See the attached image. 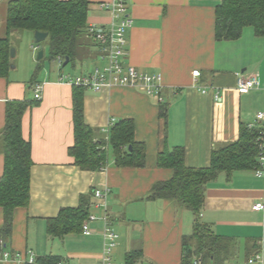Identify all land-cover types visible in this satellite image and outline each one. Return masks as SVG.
Masks as SVG:
<instances>
[{"label":"crops","instance_id":"obj_1","mask_svg":"<svg viewBox=\"0 0 264 264\" xmlns=\"http://www.w3.org/2000/svg\"><path fill=\"white\" fill-rule=\"evenodd\" d=\"M10 1L0 0V39H10L17 32L9 34L7 29ZM113 1L89 0L88 27L118 22L102 7ZM222 1L125 0L126 15L132 20L125 63L142 74L161 76L163 101L127 86H106L101 91L84 88L83 115L85 123L105 138L112 125L133 121L135 141L145 147L143 167H118L109 150L102 171H84L69 154L75 143L77 86L61 79L105 65L88 31L76 58L80 48L94 64L82 66L79 74L64 72L65 60L57 58V74L42 75L37 67L32 77L19 80L10 65L8 74L0 77V133L10 102L32 103L23 116L22 133L31 144L33 166L30 204L15 210L10 235L0 239V264H27L31 251L39 264L48 258L62 264H96L104 258L107 224L118 235L111 264H127V255L135 252L140 256L134 264H184L185 242L194 234L197 216L173 199L149 198L156 184L174 176L172 169L159 165L160 153L165 148H183L187 167L208 168L213 151L236 142L242 126L264 128V120H257L264 113V37L246 27L238 40H216V10ZM195 71L199 77H194ZM241 76L257 77L259 85L240 93ZM37 85L42 86L41 100L34 98ZM4 164L0 137V178ZM258 169L236 171L230 178L222 173L208 184L199 220L222 239V245L216 260L199 258L204 264H250L257 256L261 259L254 264H264V211L253 210L256 203H264V176L256 175ZM98 189L107 191L106 209L94 196ZM83 196L85 202L88 198L90 215L96 217L90 224L92 234L85 236L80 228L53 236L51 221L63 209L78 208ZM4 224L0 208V231ZM16 255L24 260H15Z\"/></svg>","mask_w":264,"mask_h":264},{"label":"trees","instance_id":"obj_2","mask_svg":"<svg viewBox=\"0 0 264 264\" xmlns=\"http://www.w3.org/2000/svg\"><path fill=\"white\" fill-rule=\"evenodd\" d=\"M89 0H11L8 5L7 29L48 33L50 58H76L80 40L88 29ZM252 27L256 36L264 37V0H223L216 10L215 37L218 41H234L241 38L243 30ZM95 46V45H94ZM10 39H0V77L10 70ZM40 71V67L37 72ZM83 87L74 89L75 143L69 149L75 166L84 171H102L108 164L112 150L118 167H143L145 147L135 141V127L131 120H122L110 128L108 136H100L89 127L83 115ZM32 103L12 101L7 105L6 122L0 133L5 156L4 172L0 178V208L4 211V227L0 239L10 235L14 212L28 207L31 201V144L22 133V119ZM264 144V128L242 126L239 139L213 151L208 168H189L185 164V150L165 148L159 155V165L173 170L168 182L156 184L150 199H173L193 212L197 218L194 234L185 242L184 264H192L195 258L206 261L217 259L222 239L211 234L201 223L199 216L206 198L209 183L226 173L230 178L236 171H254ZM131 147V149H130ZM75 209H63L51 221L49 232L53 236L76 232L90 216V207L84 201ZM194 241V245L189 244ZM226 249V248H225ZM140 253L127 255V264H134ZM41 264H58L56 258L41 259Z\"/></svg>","mask_w":264,"mask_h":264},{"label":"built area","instance_id":"obj_3","mask_svg":"<svg viewBox=\"0 0 264 264\" xmlns=\"http://www.w3.org/2000/svg\"><path fill=\"white\" fill-rule=\"evenodd\" d=\"M103 8L110 10L117 23H113L109 27H100L91 25L88 27V34L94 41L100 59L105 63L103 66L96 67L91 73L83 74L80 76L72 77L70 75H63L62 81L70 85L83 87L92 91H101L106 86H127L143 91L149 97L157 99L162 102V84L161 76L159 75H147L140 73L133 66H129L125 63V53L127 47V32L129 31L132 20L126 15L127 5L125 0H114L112 3H106L102 5ZM63 64V61H60ZM194 77H199L200 72L195 71ZM259 85L257 77L245 78L243 76L238 78L237 90L240 93H248ZM35 100H41L42 86L37 85L35 87ZM258 121L264 120V113L257 115ZM250 128L253 126L250 125ZM260 169L256 171L258 177L264 176V155L260 157ZM107 191L100 189L94 192L96 199L100 200L99 204L102 208L106 209V194ZM254 211H264V203L259 202L253 206ZM96 220V217L90 215L88 219L83 223V234L90 236L92 234L90 224ZM107 222V218H104ZM105 239L107 243L104 249V258L96 264H111V256L114 248L117 246L118 235L115 231L107 224L105 227ZM6 258L10 255L6 254ZM15 260H24L21 255L13 257ZM260 256L249 261L250 264L259 262ZM27 264H39L34 252L29 253V259H25ZM62 264V263H58ZM192 264H204L202 259L195 258Z\"/></svg>","mask_w":264,"mask_h":264},{"label":"rangeland","instance_id":"obj_4","mask_svg":"<svg viewBox=\"0 0 264 264\" xmlns=\"http://www.w3.org/2000/svg\"><path fill=\"white\" fill-rule=\"evenodd\" d=\"M10 45L11 51L14 50L16 56L11 57V70L12 75L19 80H27L29 77H32L37 67H40V73L42 75L45 72H51L52 74H57L59 72V67L56 60L50 58V39L43 41L40 44H36L35 36L30 31H19L14 34H10ZM34 47L37 48V51L34 50ZM43 51L45 57L41 60H37L38 53ZM87 64H94V60L88 58L85 50L78 51L77 58L66 66L63 71L66 73H80L81 68ZM76 66V67H75ZM75 67V68H74ZM73 74V73H72ZM70 76H72L70 74ZM74 77V76H72ZM32 93V91H31ZM110 158H113L112 153L110 152Z\"/></svg>","mask_w":264,"mask_h":264},{"label":"water","instance_id":"obj_5","mask_svg":"<svg viewBox=\"0 0 264 264\" xmlns=\"http://www.w3.org/2000/svg\"><path fill=\"white\" fill-rule=\"evenodd\" d=\"M49 34L48 33H43V32H35V42L36 44H40L42 43L43 41H45L47 38H48ZM16 56V53L14 50L11 51V57L14 58ZM44 58V52L43 51H40L38 53V56H37V60L40 61ZM70 63V59L67 58L65 60V63H64V66H67L69 65ZM131 149V147H130Z\"/></svg>","mask_w":264,"mask_h":264}]
</instances>
